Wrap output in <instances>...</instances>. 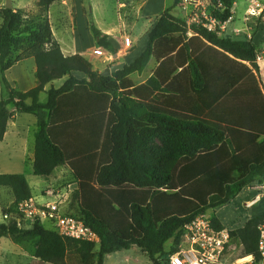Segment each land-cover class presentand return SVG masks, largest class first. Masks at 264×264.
Masks as SVG:
<instances>
[{"label": "trees", "instance_id": "obj_1", "mask_svg": "<svg viewBox=\"0 0 264 264\" xmlns=\"http://www.w3.org/2000/svg\"><path fill=\"white\" fill-rule=\"evenodd\" d=\"M60 1L65 0H36V6L47 14ZM179 3L172 0L155 18L141 55L109 76L79 54L63 55L47 19L26 21L21 10L0 9V142L13 116L10 105L16 113L36 117L33 175L47 178L59 166L70 169L77 182L71 196L77 211L70 214L99 242L63 238L39 223L22 229L13 220L0 224V239L36 240L33 256L48 264H66L69 250L81 264H103L106 255L133 246L156 260L166 254L164 245L171 239L176 248L168 252L178 250L185 225L263 179L264 86L254 94L249 85L258 72L257 46L246 36L220 37L188 25L172 14ZM229 14L226 9L222 20ZM88 26L95 45L115 55L108 36L91 20ZM16 50L22 52L13 58ZM30 57L36 86L19 92L5 72ZM151 58L159 66L132 90L127 77L141 72ZM66 76L59 88L44 91ZM174 87L182 100L190 94L206 115L173 116L146 103L168 99ZM43 92L47 98L41 103ZM155 139L162 147L152 150ZM0 188L12 196L2 212L32 197L21 174H0ZM212 226L224 229L215 218ZM263 226L264 212L229 232L243 256L260 260Z\"/></svg>", "mask_w": 264, "mask_h": 264}, {"label": "rangeland", "instance_id": "obj_2", "mask_svg": "<svg viewBox=\"0 0 264 264\" xmlns=\"http://www.w3.org/2000/svg\"><path fill=\"white\" fill-rule=\"evenodd\" d=\"M5 1L6 0H0V9L4 8ZM91 1L93 2L92 5H94V11H90L89 5L85 6L84 15L87 19L86 22L88 23V21L91 20L98 29H109V35L112 39L120 38L121 36L120 40L124 45V50L119 51V55L116 59H113L110 54H103V56L98 57L99 60L93 61V65L96 69H103L104 71L111 65L126 63L127 57L133 49V35L141 37L146 33L147 30L143 29L145 18L141 14L142 6L146 0ZM165 1L168 7L172 5V0ZM183 2H186V10L182 8ZM12 6L13 11L21 10L25 14L23 19H27L26 21L47 19L46 13L40 11L36 6V0H12ZM226 9H229L231 21L223 25L224 21L222 18ZM248 9H253L255 11L254 15H248ZM190 13H197L199 16H201V13H205L207 19L214 22L215 31L220 37L233 38L246 36L257 46L256 51L261 52L264 49V0H180V3L172 10L173 15L180 16L184 19H186ZM51 14L52 15H49V19L50 23L53 24L52 31L55 37H58V39L62 41L64 46L63 50H66L67 45H69L68 35L61 34L58 29H55L56 18L53 16L54 11H52ZM89 35L91 36L90 33ZM187 35L190 37L192 33L188 32ZM126 39L130 41V48L125 44ZM78 41L80 53L87 54L90 52L87 49L90 41L86 37L84 28L83 31L81 30V36ZM98 48L99 47L96 45L92 46L91 52L93 56H96L94 51ZM21 52L22 50L14 51L12 57L15 58L20 55ZM109 56L110 59H108ZM262 78L264 79V70ZM11 107L12 105L9 106V108ZM161 147L162 143L159 139L152 141V150H157ZM18 156H8L4 151H1L0 174L24 175L30 184L33 197L40 198V194L46 189L57 187L55 184H59L58 187L68 184L71 191L76 189L75 179L72 172H70L67 167H63L48 178L35 177L31 173V166L27 165L28 163L21 165ZM67 195L64 198V210L67 213L75 215L77 206L75 203L71 202L72 194L67 193ZM11 203L12 196L10 190L7 188L0 190V224L2 223L1 212L9 207ZM227 206L229 207H219L214 211L208 210L204 215L209 219L211 224L214 218L217 219L221 225H223V230L229 233L230 231L243 227L245 222L251 217H255L264 212V179L259 183L255 182L245 187L229 202V204H227ZM218 214L222 222L217 218ZM44 228L52 230L49 224H46ZM35 241L36 240L21 238L17 240L10 236L0 239V264H32L31 256L34 253L35 244L37 243ZM173 247L176 248V245L173 243V239H171L165 243L164 251L168 252ZM95 250H97V248ZM251 260V256H243L242 247L239 242L230 237V243L229 246H227L223 264H249ZM253 261H255L254 258ZM255 262L257 263L258 261ZM66 264H81L79 258L72 250L68 251ZM103 264H159V262L157 259H150L147 254L133 246L131 250H121L106 255L103 258Z\"/></svg>", "mask_w": 264, "mask_h": 264}, {"label": "crops", "instance_id": "obj_3", "mask_svg": "<svg viewBox=\"0 0 264 264\" xmlns=\"http://www.w3.org/2000/svg\"><path fill=\"white\" fill-rule=\"evenodd\" d=\"M92 3L93 2L91 0H65V1L56 2L49 7L46 17L49 21L52 30L53 24L50 23L49 15H52L51 12L54 11L53 16L56 18L55 29H58L61 32V34L68 35L69 45H67L66 50H63L64 46L62 41L59 40L58 37L56 38L54 32L52 31L54 41L60 46L61 51L65 56H71L80 53L78 49V42H79L78 40L81 36V30L83 31L84 28V31L86 32V37L90 41V44L87 46V49L90 52H88L87 54L80 53L79 55L86 58L92 64L93 70L102 73L103 69L98 70L93 65V61L99 60V58L93 56L91 52L92 46L95 45V40L89 30L88 23L86 22L87 19L84 15L85 6L89 5V8L91 9L90 11H94V5H92ZM166 7H168V4L166 3L165 0H146L144 2L141 9V14L145 18L143 29H146L147 31L141 37L139 36L137 37V35L136 36L133 35V49L132 52L128 55L126 60L127 62L124 63L125 65L131 64L146 49L148 43V33L156 24L155 18L161 12H163V10ZM92 18H93V12H92ZM99 30L103 34L108 36L107 41L110 42L113 45V47L117 50V53L115 54L117 58V56L119 55V51L124 50V45L121 43L120 40L121 36L120 38H114L115 39L114 40L109 35L110 32L109 29H99ZM89 33L91 34V36L89 35ZM130 46L131 45H129V48ZM103 53L109 54L106 51H103ZM260 54H262V59L257 64L258 72L255 74V81L254 82L249 81L250 88L251 90L254 91V94L257 89L262 90V87L264 86L263 78H262V73L264 70V49L260 52ZM111 57L114 59V55H112ZM159 64L160 62H157L153 58H151L141 72H135L130 74L127 77V79L132 84L131 89L133 90L141 85H144L153 76ZM178 72L179 71H177L174 75H176ZM72 75L77 79L83 78V74L79 72H73ZM5 76L7 81L15 90L19 92L29 91L30 89L36 86L34 59L30 57L17 62L16 64H14V66H12L9 70L5 72ZM66 79L67 76L63 77L60 80H55L45 85L44 91H48L51 88V86L54 87L55 89L59 88L65 82ZM174 88L175 89L173 90L172 93H168L166 95L168 99L164 100V98H160L158 101H154V102H150L149 100H147L146 103L154 107L158 111L173 116L176 115L194 116L195 114H198L201 117H204L206 115V112L203 111L202 108H200L199 105H197V103L193 102L190 94L187 93L186 98L182 100L179 97L180 96L179 93L176 92V89L178 88L176 87ZM46 98L47 97L45 92L39 95V101L41 103H44L46 101ZM9 110L12 113L15 112L13 106L9 108ZM36 123H37V119L32 114H23L16 112L13 113L12 118L7 123L6 133L4 135V138L0 142V152L4 151L8 156L19 155L18 157L20 158V164L24 165L25 163H28L27 165L31 166V173H32V164H33V146H34V133L36 131ZM14 154H18V155H14ZM63 167H67V166L57 167L51 175H53ZM75 183L77 188V182L75 181ZM55 185L58 186L59 184H55ZM2 189L4 190L5 188H1L0 190ZM228 207L229 206L226 205L223 206L222 208H228ZM217 218L222 222L219 214L217 215ZM132 248L133 247H131L129 250H131ZM31 258H32L31 260L32 264H48L39 261L33 255L31 256Z\"/></svg>", "mask_w": 264, "mask_h": 264}, {"label": "built area", "instance_id": "obj_4", "mask_svg": "<svg viewBox=\"0 0 264 264\" xmlns=\"http://www.w3.org/2000/svg\"><path fill=\"white\" fill-rule=\"evenodd\" d=\"M182 8L186 10V2H183ZM247 12L248 15H254L255 11L248 9ZM185 20L188 25L201 26L209 32L218 34L214 22L208 20L205 13H201V16L190 13ZM230 21L231 18L228 17L223 25ZM125 44L129 46L130 41L126 39ZM94 54L100 57L104 53L99 47ZM261 59L262 54L256 51L255 63L258 64ZM72 192L68 185L48 188L43 191L40 198L31 197L17 203L11 210L1 212V220L3 223L13 220L22 229H29L35 223L44 227L49 224L52 231L63 238L98 244L96 235L82 221L64 210V198L67 193L72 194ZM182 230L178 250L158 256L159 264H223L230 243L229 233L216 230L205 215L196 217ZM258 252L260 260L256 263L251 256L252 260L249 264H264V226L260 229Z\"/></svg>", "mask_w": 264, "mask_h": 264}, {"label": "water", "instance_id": "obj_5", "mask_svg": "<svg viewBox=\"0 0 264 264\" xmlns=\"http://www.w3.org/2000/svg\"><path fill=\"white\" fill-rule=\"evenodd\" d=\"M12 0H6L4 3V8L5 9H12ZM116 58V55H114V59ZM125 64L124 63H119V64H115V65H111L108 69H105L101 75L102 76H109L113 73H115L116 71H120L124 68Z\"/></svg>", "mask_w": 264, "mask_h": 264}]
</instances>
